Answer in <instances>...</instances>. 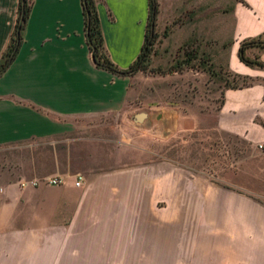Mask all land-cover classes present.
Segmentation results:
<instances>
[{
	"label": "crops",
	"instance_id": "1",
	"mask_svg": "<svg viewBox=\"0 0 264 264\" xmlns=\"http://www.w3.org/2000/svg\"><path fill=\"white\" fill-rule=\"evenodd\" d=\"M80 1L33 0L16 57L0 76V146L44 140L55 169L34 178L64 180L25 187L20 179L0 181V264H191L192 250L181 245L191 239L179 227L189 225L180 213L195 209V175L164 155L134 162L133 152L123 164L107 168L69 166V143L95 131L88 124L102 126L107 119L125 149L134 148L135 138L120 127H134L126 121L133 77L94 65ZM147 2H96L106 51L124 69L145 39ZM158 2L159 8L163 0ZM17 3L0 0V57L11 38ZM220 4L209 0L204 5L208 10L198 18L210 20L211 28L206 34L196 29L188 42L205 35L218 39L216 24L223 10L232 24L222 64L264 83V69L247 66L238 57L240 41L264 31V0H230L221 10ZM256 52L251 48L247 55ZM259 56L264 61V52ZM263 83L225 90L213 111L212 128L252 145L264 143ZM175 107L159 113L149 136L164 143L165 132L191 130L201 118L199 112ZM79 173L81 184L76 186Z\"/></svg>",
	"mask_w": 264,
	"mask_h": 264
},
{
	"label": "rangeland",
	"instance_id": "2",
	"mask_svg": "<svg viewBox=\"0 0 264 264\" xmlns=\"http://www.w3.org/2000/svg\"><path fill=\"white\" fill-rule=\"evenodd\" d=\"M208 1L163 0L158 8L154 25L157 36L146 62L148 71L132 74L126 121L134 127L120 125L124 132L134 133L131 144L134 148L125 149L118 141L119 134L103 118L102 126L88 124L95 131L81 133L85 139L70 141L73 156L69 166L85 171L123 164L131 152L134 162L164 155L166 160L195 175L197 191L202 192L196 194L193 211L180 213L189 219V225L179 227L187 233L186 239H191L181 243L192 250L189 262L264 264V152L257 145L212 128L213 111L219 106L221 92L218 81L209 79L207 73L193 69L165 74L151 72L169 68L178 47L187 43L199 47L216 66L225 67L224 40L232 20L221 8L230 0H219L221 11L216 24L219 38L209 39L205 35L196 42H188L196 29L203 28L206 34L211 28L210 20L198 18L208 10L204 7ZM176 105L184 112L190 109L200 113L194 128L165 132L164 143L149 136L148 131L156 128L161 118L159 113ZM139 112L148 114V119L134 120ZM53 145L61 146V142ZM49 146L44 140L0 146V181L30 180L52 174L55 166L50 162Z\"/></svg>",
	"mask_w": 264,
	"mask_h": 264
},
{
	"label": "trees",
	"instance_id": "3",
	"mask_svg": "<svg viewBox=\"0 0 264 264\" xmlns=\"http://www.w3.org/2000/svg\"><path fill=\"white\" fill-rule=\"evenodd\" d=\"M32 1L33 0H18L17 18H15L11 38H9L7 46L0 57V76L6 68L9 67L14 57H16L23 38L25 23L31 12ZM97 1L98 0L80 1L84 15V29L87 37L86 43L91 52L94 65L96 67L104 68L112 73L124 76H132V74L138 70L147 72L148 67L146 62L148 61V57L152 50L151 46L153 45V42L156 41L157 36L154 31V25L158 12V0H148L147 2L148 22L146 23L145 39L138 56L125 69L111 61L112 59L106 51L103 42L104 37L100 25V18L96 7ZM251 48H255L257 52L254 55L249 56L247 55V51ZM259 52H264V31L256 36L240 41L238 46V57L245 65L264 69V61L260 60ZM185 69L202 71L209 75V79L218 81L221 92V101L219 105L223 101L225 90L236 88L241 89L249 87L257 82L263 83L259 78L241 75V73L234 72L226 66H216L206 53L192 43H187L185 45L182 44L178 47L169 68L166 70L158 68L151 72L165 74Z\"/></svg>",
	"mask_w": 264,
	"mask_h": 264
},
{
	"label": "built area",
	"instance_id": "4",
	"mask_svg": "<svg viewBox=\"0 0 264 264\" xmlns=\"http://www.w3.org/2000/svg\"><path fill=\"white\" fill-rule=\"evenodd\" d=\"M258 149L262 152H264V143H257L256 144ZM81 179H82V176L81 174H76L75 175V181H74V184L76 186H79L81 184ZM63 177L61 176H43V177H40V178H32L30 180H20V184L22 186H37V185H40V184H44V185H59L63 182Z\"/></svg>",
	"mask_w": 264,
	"mask_h": 264
},
{
	"label": "water",
	"instance_id": "5",
	"mask_svg": "<svg viewBox=\"0 0 264 264\" xmlns=\"http://www.w3.org/2000/svg\"><path fill=\"white\" fill-rule=\"evenodd\" d=\"M134 120H137V121H145L146 119H148V114L146 113H143V112H139V113H136L134 118Z\"/></svg>",
	"mask_w": 264,
	"mask_h": 264
}]
</instances>
